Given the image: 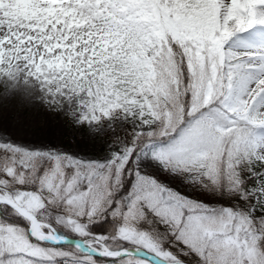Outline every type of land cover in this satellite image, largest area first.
Returning <instances> with one entry per match:
<instances>
[{
	"label": "snow or ice",
	"instance_id": "6c2138e0",
	"mask_svg": "<svg viewBox=\"0 0 264 264\" xmlns=\"http://www.w3.org/2000/svg\"><path fill=\"white\" fill-rule=\"evenodd\" d=\"M0 264H264V0H0Z\"/></svg>",
	"mask_w": 264,
	"mask_h": 264
},
{
	"label": "rangeland",
	"instance_id": "374dc122",
	"mask_svg": "<svg viewBox=\"0 0 264 264\" xmlns=\"http://www.w3.org/2000/svg\"><path fill=\"white\" fill-rule=\"evenodd\" d=\"M25 121L26 141L50 142L68 152L98 156L107 152L111 143L112 133L92 135L87 128H75L60 118L53 120L42 111L25 113Z\"/></svg>",
	"mask_w": 264,
	"mask_h": 264
}]
</instances>
